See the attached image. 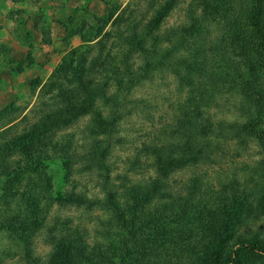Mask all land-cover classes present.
<instances>
[{
	"label": "trees",
	"instance_id": "trees-1",
	"mask_svg": "<svg viewBox=\"0 0 264 264\" xmlns=\"http://www.w3.org/2000/svg\"><path fill=\"white\" fill-rule=\"evenodd\" d=\"M179 4L151 5L150 23L126 40L120 58L126 68L111 65L115 92L82 78L84 97H68L49 112L41 102L35 125L17 134L9 135L16 125L0 131V236L20 253L30 255L55 205H98L109 214L102 238L91 242L80 229L56 235L48 264H264V236L250 228L264 217V198L263 213L252 207L264 196V180L257 186L231 180L220 189L196 181L188 192L159 201V180L130 190L124 199L112 186L108 158L122 108L128 94L155 72H171L186 91L175 140L154 146L158 172L211 161L233 140L255 137L264 144V0H189L185 23L163 30ZM136 54L143 61L137 69L131 62ZM99 98L103 108L96 105ZM221 105L236 110L235 119L210 118V110ZM88 114L82 160L103 178V199L57 190L51 171L57 129ZM62 164L72 170V163ZM18 251L5 248L0 264Z\"/></svg>",
	"mask_w": 264,
	"mask_h": 264
},
{
	"label": "rangeland",
	"instance_id": "rangeland-1",
	"mask_svg": "<svg viewBox=\"0 0 264 264\" xmlns=\"http://www.w3.org/2000/svg\"><path fill=\"white\" fill-rule=\"evenodd\" d=\"M163 1L0 0V131L16 125L9 135L17 134L35 125L40 120L41 102L49 112L61 107L68 97H84L82 78L86 83L104 84L110 94L115 92L112 63L126 68L120 58L127 50V38L150 23L151 5ZM188 1L180 0L163 23V30L185 23ZM131 62L136 69L143 65L137 54ZM144 79L128 94L108 158L112 186L122 199L130 190L142 191L156 180L162 184L156 201L184 194L196 181L220 189L231 180L246 186H257L264 180V144L255 137L230 141L211 161L158 172L154 146L175 140L186 91L169 71ZM96 105L103 108L102 98ZM231 108H212L209 117L233 120L236 110ZM90 123L88 114L57 129L59 147L51 171L57 190L103 199V178L86 168L82 160ZM63 162L72 163V170L65 169ZM263 198L258 195L257 205L252 206L258 213H263ZM108 217L98 205L57 204L46 227L34 238L30 255L20 253L1 236L0 252L12 246L19 252L14 259L8 258L7 264H48L53 257V237L80 229L92 242L102 238ZM250 228L264 236V217Z\"/></svg>",
	"mask_w": 264,
	"mask_h": 264
}]
</instances>
